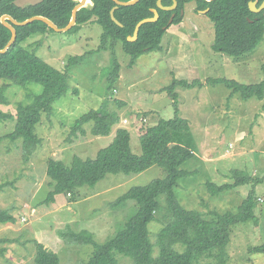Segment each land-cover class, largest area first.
<instances>
[{"label":"rangeland","instance_id":"obj_1","mask_svg":"<svg viewBox=\"0 0 264 264\" xmlns=\"http://www.w3.org/2000/svg\"><path fill=\"white\" fill-rule=\"evenodd\" d=\"M39 1L17 0V3L25 6ZM182 11L183 21L166 30L162 50L144 53L133 66H130V55L123 50V43L118 42L115 54L121 71L112 88L108 74L114 64L112 49H99L104 32L100 24L86 23L76 32L48 29L46 33L33 34L23 43L61 70L72 56H85L70 68L69 92L54 104L53 112L44 113L37 124L36 133L42 142L35 152L25 157L22 139L15 142L4 139L0 145V211L8 209L17 218L15 224H0V238L9 240L0 243V247H5L0 264H37L34 258L38 242L56 252L62 264L88 261L95 247L70 242L61 232L87 229L98 244L105 243L137 209L134 200L115 208V200L133 186L147 185L165 177L166 170L154 165L138 174H108L94 187H81L75 199L64 194L56 205H48L40 203L47 195L41 188L50 181L48 160L56 158L70 166L75 156L94 158L113 141L117 127L131 131L133 151L141 154L140 125H155L160 118H173L176 105L179 115L190 122V147L194 153L182 166L193 173L181 178L175 187L184 208L203 211L206 216L213 211L235 212L253 183L217 195L210 192L207 183H234L237 171L264 176V98L244 100L239 93L230 96L232 89L226 84L207 81L226 78L245 84L261 82L264 79V38L254 51L235 58L213 49L215 28L207 13L197 11L194 2L187 3ZM181 79H198L204 85L177 86L175 104L167 87ZM8 82L9 104L1 108L15 113L19 102L32 99V90ZM35 87L33 90H42L41 85ZM106 100L109 110L120 116L112 133L95 136L91 131L93 124L89 123L84 125L85 134L81 130L74 134L72 127L76 120L101 107ZM14 128L15 121L0 122V136ZM256 196L257 220L231 228L227 264H264V253L250 251L251 247L264 244V182L256 185ZM160 200V219L149 226L153 241L170 221L166 196L162 195ZM118 258L120 264H132L124 255Z\"/></svg>","mask_w":264,"mask_h":264},{"label":"trees","instance_id":"obj_2","mask_svg":"<svg viewBox=\"0 0 264 264\" xmlns=\"http://www.w3.org/2000/svg\"><path fill=\"white\" fill-rule=\"evenodd\" d=\"M91 1L92 5L78 11L77 24L68 32H76L83 24L90 22H96L104 28L99 49H112L114 64L108 73L110 88L114 87L120 77L121 65L115 54L118 42L123 43V50L130 55V66L144 53L161 51L162 38L171 26V15L176 12L172 24L180 23L183 19L181 11L187 3L194 2L197 11L208 9L207 16L215 28L213 49L218 52L239 58L254 51L264 38V10L259 13L251 11L249 2L254 0H178L179 5L175 11L159 9L160 17L157 21L143 24L136 41H129L128 37L134 35L140 20L154 15L152 8H157V0H140L131 6H120L115 11V16L123 26L118 25L111 17V9L116 5L113 0ZM257 1L258 5L263 2ZM78 3L79 0H42L37 4L19 6L16 0H0V49L12 37V31L1 22L2 15L9 14L19 21L34 15H43L52 19L59 27H65L71 21ZM172 3L173 0H163L164 5ZM16 29V41L6 52L0 53V122L15 121L14 130L0 136V145L4 139L11 142L22 139L24 155L28 157L42 142L36 133L37 124L41 122L43 114L52 113L54 104L69 92L70 68L85 55L72 56L64 70L58 69L41 58L35 49L30 51L23 46L33 34L46 33L48 29L53 30L52 28L45 22L36 20L26 26H16ZM8 81L32 90V99L19 102L15 113L1 108L9 104ZM207 81L226 84L232 89L230 96L239 93L244 100L264 98V79L253 84L226 78H212ZM35 85H41L42 90H33ZM197 85L203 86L204 82L198 79H181L175 80L167 90L173 98L172 102L176 104L178 94L174 90L177 86L194 88ZM175 108L173 118H160L155 125H140L141 154L133 151L131 131L125 127H117L113 141L100 149L94 158L83 159L75 156L70 166L56 158L48 160V192L40 202L48 205L55 202L58 194L70 195L75 199L81 187H94L108 174H138L154 165L166 170L165 177L157 178L147 185L133 186L115 200V208L128 200H134L137 209L123 227L105 243L98 244L94 234L87 229H68L61 232L63 236L70 238V242L92 244L95 247L89 260L83 264H120L118 255L129 258L132 264H227L230 259L228 245L232 226L257 220L256 185L264 182V176H250L239 171L235 173L237 180L234 183H207L214 195L249 182L253 183L237 211H213L210 216H206L203 211L186 209L181 205L175 194V187L179 185L181 178L193 173L182 166L194 153L190 147V122L179 115L177 105ZM119 122V114L109 110L106 100L101 107L81 115L72 127V132L75 134L81 130L85 134L84 125L92 123L91 131L95 136H108ZM162 195L166 196L165 208L170 214V221L161 228L156 235V241H153L149 226L160 219L158 214L162 210ZM5 223H17L16 216L8 209L0 211V224ZM8 241L0 238V243ZM250 251L264 253V244L253 246ZM4 252L5 247H0V255ZM34 260L37 264H62L60 256L40 242L37 243Z\"/></svg>","mask_w":264,"mask_h":264},{"label":"water","instance_id":"obj_3","mask_svg":"<svg viewBox=\"0 0 264 264\" xmlns=\"http://www.w3.org/2000/svg\"><path fill=\"white\" fill-rule=\"evenodd\" d=\"M113 1L116 3V5L111 9V17H112L113 21H115L118 25L123 26V23L120 22V20L115 16V11L120 6H131V5L138 3L140 0H128V1L113 0ZM86 2H87L86 0H79V3L75 6V8L73 10V15H72L71 21L65 27H59L52 19L48 18L47 16H43V15H34V16L24 20V21H19V20L13 18L9 14L2 15L1 22L12 31V37H11L10 41L7 43V45L3 49H0V53L6 52L7 49L16 41L17 36H18L16 26H26V25H28V24L36 21V20H41V21L45 22L49 27L53 28L56 31H60V32L69 31L70 29H72L77 24L78 11L81 8L87 6ZM178 5H179L178 0H173V3L171 5H164L163 0H157V8H152V12L154 13V15L152 17H147V18L140 20L136 25L134 35L129 36L128 40L129 41H136L138 38V35H139L140 28L143 24L148 23V22L157 21L160 17L159 9L174 11L177 9ZM249 6H250L251 11H253V12H256V13L262 12L264 10V0L260 5H258L257 0L250 1ZM200 12L207 13L208 9L201 10ZM182 14H183V11H182ZM175 16H176V13L174 12L170 17L169 25L172 24Z\"/></svg>","mask_w":264,"mask_h":264},{"label":"crops","instance_id":"obj_4","mask_svg":"<svg viewBox=\"0 0 264 264\" xmlns=\"http://www.w3.org/2000/svg\"><path fill=\"white\" fill-rule=\"evenodd\" d=\"M90 5H92V3H91ZM41 189H43L44 192H48V187L46 186V184H44L43 187H42ZM38 190H40V189H38ZM62 195H64V194H58V195L56 196V200H55V202H54L52 205H56L57 202H58L59 197H61ZM44 199H45V198H44ZM44 199H43V197H42V199H41L40 201L42 202ZM38 203H39V202H38ZM38 203H37V204H38Z\"/></svg>","mask_w":264,"mask_h":264},{"label":"flooded vegetation","instance_id":"obj_5","mask_svg":"<svg viewBox=\"0 0 264 264\" xmlns=\"http://www.w3.org/2000/svg\"><path fill=\"white\" fill-rule=\"evenodd\" d=\"M40 1H42V0H40ZM40 1H39V2H40ZM16 3H17V0H16ZM36 3H38V2H36ZM17 4H18V3H17ZM18 5H19V4H18ZM28 5H32V4H28ZM28 5H25V6H28ZM19 6H20V5H19ZM177 8H178V7H177ZM174 11H175V10H174ZM199 11H201V10H199ZM173 13H174V12H173ZM175 13H176V12H175ZM181 15H182V17H183V19H184V14H182V11H181ZM175 17H176V16H175ZM174 19H175V18H174ZM183 19H182V21H183ZM182 21H181V22H182ZM181 22H180V23H181ZM172 23H173V22H172ZM170 25H172V24H170ZM50 28H51V27H50ZM52 29H53V28H52ZM53 30H54V29H53Z\"/></svg>","mask_w":264,"mask_h":264},{"label":"bare ground","instance_id":"obj_6","mask_svg":"<svg viewBox=\"0 0 264 264\" xmlns=\"http://www.w3.org/2000/svg\"><path fill=\"white\" fill-rule=\"evenodd\" d=\"M87 2V4H91L92 3V1L91 0H86Z\"/></svg>","mask_w":264,"mask_h":264},{"label":"built area","instance_id":"obj_7","mask_svg":"<svg viewBox=\"0 0 264 264\" xmlns=\"http://www.w3.org/2000/svg\"><path fill=\"white\" fill-rule=\"evenodd\" d=\"M126 121V120H125Z\"/></svg>","mask_w":264,"mask_h":264}]
</instances>
